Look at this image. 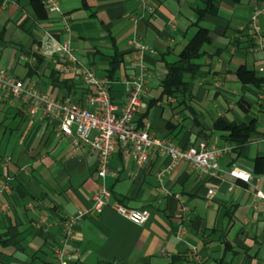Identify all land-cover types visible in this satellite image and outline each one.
I'll list each match as a JSON object with an SVG mask.
<instances>
[{"label": "crops", "instance_id": "0c3cea01", "mask_svg": "<svg viewBox=\"0 0 264 264\" xmlns=\"http://www.w3.org/2000/svg\"><path fill=\"white\" fill-rule=\"evenodd\" d=\"M60 1L72 20V44L80 62L113 81L112 99L119 108L125 100L123 79L130 73L129 41L136 35L150 47L148 91L155 104L139 115L138 127L150 125L152 135L186 149L200 142L232 146L230 133L215 127L220 120L254 123L250 141L239 149L233 146L219 163L224 170L235 167L251 174L253 185L264 192V175L254 172V162L264 157V84L243 85L237 76L246 67L264 78L258 72L262 57L253 52L248 30L262 0H214L218 14L200 24L212 39L204 48L202 68L185 95L170 98L162 97L164 62H174L195 36V11L206 0H147L152 11L138 0ZM56 20L49 16L37 23L29 0H2L0 68L60 99L71 97L62 81L79 82L61 77L56 64L37 51L44 29L64 39ZM261 24L264 28V18ZM116 56L124 62L111 79ZM71 150L69 142L57 140L51 123L0 104V264H58L55 250L61 246L64 221L88 210L102 183L97 157L87 148L74 156ZM170 165L153 153L150 164L139 168L118 149L110 160L112 173L103 182L114 200L148 210L150 220L139 226L108 208L85 215L70 246L71 264H264V205L255 199L254 187L227 175L206 177L186 165ZM6 184L9 191L3 189Z\"/></svg>", "mask_w": 264, "mask_h": 264}, {"label": "built area", "instance_id": "2783aa9c", "mask_svg": "<svg viewBox=\"0 0 264 264\" xmlns=\"http://www.w3.org/2000/svg\"><path fill=\"white\" fill-rule=\"evenodd\" d=\"M138 1L146 10L152 11L147 0ZM43 5L49 16L57 17L59 33L64 39H59L53 30L44 29L37 51L44 60L56 64L57 73L61 77H73L90 90L85 104L80 105L71 97L53 98L37 89L33 82L19 79L3 68H0V104H8L32 120L51 123L57 140L71 144L70 156L87 148L97 157V177L102 180L93 195L92 206L64 221L61 246L55 250L58 264H71L74 260L70 246L85 215L100 214L108 208L136 225L143 226L149 222L151 214L148 210L122 205L114 200L113 193L103 182L112 173L110 160L118 149L126 162L132 161L139 168H146L153 153H157L170 160L171 168L186 165L202 176H230L254 187L255 199L264 205V192L253 185L251 174L235 167L228 170L220 167V159L231 153L233 146L217 147L200 142L185 149L171 139L152 135L150 125L138 127V117L148 110L150 103V75L146 64L150 47L143 40L135 35L129 41L130 51L126 61L130 73L123 79L125 100L123 107L119 108L112 99L113 81L98 77L92 68L80 62L72 44V20L64 14L61 1L43 0ZM263 18L264 0L254 9L248 25L253 52L262 57V64L258 68L261 74H264V28L261 24ZM3 189L9 191L10 187L6 184ZM208 193L212 196L214 191L209 190ZM181 212L186 217L189 211L184 205ZM184 234L185 229L181 227L178 237L182 239ZM194 254L196 255V250Z\"/></svg>", "mask_w": 264, "mask_h": 264}, {"label": "trees", "instance_id": "16d2710c", "mask_svg": "<svg viewBox=\"0 0 264 264\" xmlns=\"http://www.w3.org/2000/svg\"><path fill=\"white\" fill-rule=\"evenodd\" d=\"M231 2L237 4L241 0H231ZM1 3L2 0H0V5ZM29 7L35 22L42 23L49 20L48 13L43 5V0H29ZM218 10L219 5L214 0H206L201 8L196 9L197 22L194 23V26L198 30L195 36L174 62H164L166 77L161 83L162 97L170 98L178 94L185 95L191 89L193 82L196 80L202 68L200 60L204 57V48L212 41L210 30L202 27L200 24L206 16H216ZM38 60L42 62L41 58H38ZM123 62L124 60L120 56L112 59L109 69V77L111 79L120 70ZM57 75V73H53L55 79L59 80V76ZM237 76L243 85L252 84L260 88L264 84V78L258 77L255 72L249 71L246 67L239 68ZM62 82L67 92L66 95L71 96L80 105H84L90 90L85 88L81 83H76L74 80ZM154 104V101L150 102L149 108ZM146 116L147 112L144 117ZM215 127L230 133L229 141L235 149L245 146L255 132L254 123L238 126L235 124H223V121L220 120L215 124ZM254 172L256 175H264V157L256 159L254 162Z\"/></svg>", "mask_w": 264, "mask_h": 264}]
</instances>
